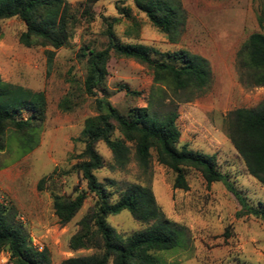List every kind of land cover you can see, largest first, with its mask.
Returning a JSON list of instances; mask_svg holds the SVG:
<instances>
[{
    "label": "rangeland",
    "instance_id": "obj_1",
    "mask_svg": "<svg viewBox=\"0 0 264 264\" xmlns=\"http://www.w3.org/2000/svg\"><path fill=\"white\" fill-rule=\"evenodd\" d=\"M66 1L73 6L76 21L68 42L57 49L23 46L18 41L23 22L15 17L0 20L1 79L42 91L46 100L44 121L33 131L37 144L30 151L22 154L13 130H5V149L0 152V204L10 209L33 246L48 249L50 264L97 253L94 249L71 250L68 240L95 201L75 165L83 147V123L96 114L93 97L82 91L83 52L104 47V18L115 19L112 30L117 39L146 47L154 59L163 60L164 54L183 49L208 60L210 85L191 102L177 105V146L213 155L217 169L228 175L247 208H264V185L247 173L225 131L230 111L256 108L264 102V86H244L236 70L240 45L251 33L264 32L256 18L260 0H168L178 8L181 19L173 39L153 27L132 0H91L88 10L92 19L79 5L85 0ZM48 52H52L51 59ZM106 67L107 98L115 108L125 113L130 107L146 105L152 75L145 66L112 55ZM127 89L140 95H130ZM66 97H70L71 108L64 111L58 103ZM20 116L27 113L22 111ZM96 150L103 167L95 176L111 193V201L131 184L149 185L164 216L181 228L177 248L155 252L161 264H264V220L246 213L224 183L207 184L198 171L185 168L188 189H174L173 172L156 161L154 151L150 170L144 173L132 157L124 169H112L111 153L101 141ZM41 178L45 181L38 190ZM75 187L84 191L86 198L72 219L61 224L53 212L52 194L74 195ZM106 220L123 238L146 226L127 210ZM0 264H12L6 249H0Z\"/></svg>",
    "mask_w": 264,
    "mask_h": 264
},
{
    "label": "trees",
    "instance_id": "obj_2",
    "mask_svg": "<svg viewBox=\"0 0 264 264\" xmlns=\"http://www.w3.org/2000/svg\"><path fill=\"white\" fill-rule=\"evenodd\" d=\"M91 0L79 3L83 13L92 19ZM150 24L173 39L181 19L178 8L168 0H132ZM73 6L66 0H0V20L18 18L24 24L18 41L25 47L36 45L57 49L72 36L76 21ZM120 10V8H119ZM122 13V12H120ZM257 23L264 28V0H260ZM106 43L99 50L86 49V70L82 91L93 97L96 114L85 119L81 130L82 150L75 165L87 191L95 201L90 211L78 222V228L68 240L71 250L94 249L97 253L64 259L61 264H161L155 252L177 248L181 228L168 220L157 204L149 185L131 184L111 201V193L95 176L103 167L96 144L103 142L111 153L112 169H124L131 157L138 168L147 173L152 154L158 163L173 174L172 188L187 190L185 168L198 171L207 184L222 182L232 191L245 212L264 220V208L246 206L235 192L228 175L221 173L213 155L178 147L180 131L176 120L177 105L191 102L212 81L209 62L187 50L164 54L163 60L151 57L139 44L122 43L112 30V19L106 18ZM51 59L52 52H48ZM114 55L132 59L145 66L152 75V86L143 107H130L125 113L115 108L107 98L105 80L107 61ZM238 80L248 87L264 86V32H253L236 53ZM128 90V89H127ZM98 92L101 96H98ZM130 95L139 91L128 90ZM70 98V97H69ZM58 103L61 110L70 109V99ZM46 100L42 91H33L5 82L0 77V152L5 149L6 128L13 130L22 154L30 151L37 139L33 134L45 118ZM22 111L27 113L21 117ZM226 135L240 155L247 173L264 185V102L256 108L240 107L230 111L225 119ZM45 179L37 182L43 189ZM74 195L52 194L54 215L61 224L69 222L83 205L84 191L74 188ZM127 210L137 222L146 224L123 238L107 222L109 215ZM0 249L9 253L12 264H50L47 248L38 250L23 228L14 222L10 209L0 204Z\"/></svg>",
    "mask_w": 264,
    "mask_h": 264
}]
</instances>
